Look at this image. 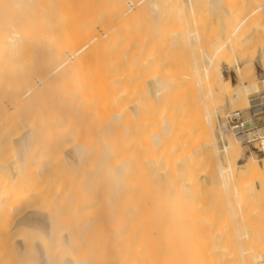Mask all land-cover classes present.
Masks as SVG:
<instances>
[{"label": "bare ground", "instance_id": "1", "mask_svg": "<svg viewBox=\"0 0 264 264\" xmlns=\"http://www.w3.org/2000/svg\"><path fill=\"white\" fill-rule=\"evenodd\" d=\"M202 5L245 12L232 28L236 34L250 14L254 27L264 21V0H0V264L21 263L36 248L41 264H203L205 249L217 255L214 264H243L244 247L223 240L250 239L238 227V214L264 216V178L256 185L245 176L252 165L264 171V161L248 157L238 163L241 135L229 138L225 117L228 108L233 112L239 103L254 101L245 86L264 80V51L261 76L243 57L252 44L223 49L220 41L205 51L196 26L187 25V16ZM177 42L198 44L192 68V50L177 49ZM222 49L223 55L241 53L233 80L220 71ZM169 52L174 58L168 59ZM229 58L223 61L230 64ZM33 96L42 103L31 109ZM64 148L73 159L99 148L93 161L103 152L107 163L105 186L94 162L82 182L89 180L91 197L101 201L102 216L92 214L94 207L86 229L83 221L68 228L57 217L63 209L64 218L76 211L75 182L63 174L71 164L66 153L62 157ZM60 155L64 164L56 167ZM207 182L216 196L208 191L210 203L207 188L201 191ZM13 184L18 190L10 195ZM103 191L116 196L117 203L109 198L114 209L108 207L112 201L102 203L108 201ZM102 210L112 211L111 228L103 232L92 227L107 217ZM34 218H43L48 230ZM201 219L198 250L200 238L191 225ZM254 238L256 262L264 259V233ZM235 252L239 262L231 258Z\"/></svg>", "mask_w": 264, "mask_h": 264}, {"label": "rangeland", "instance_id": "2", "mask_svg": "<svg viewBox=\"0 0 264 264\" xmlns=\"http://www.w3.org/2000/svg\"><path fill=\"white\" fill-rule=\"evenodd\" d=\"M174 2V1H173ZM170 3H171V1H170ZM171 6V5H170ZM169 6V8H171ZM174 6H175V4H174ZM174 6H173V3H172V7L173 8H171V9H174ZM204 7H205V5H204ZM202 8V9H201ZM200 9V10H199ZM194 11V10H193ZM195 11H197L196 12V14H195V12H194V14L191 16V14H189L188 16H187V18L188 19H190V20H188V22H187V25L189 24V25H194L193 27H195L194 29H196V32L199 34V37L201 38H199V41H198V44L201 46V44H203V46L205 47L204 49H205V51H207V49H208V51L210 52L211 50L210 49H213L212 48V46L213 47H216V44H214L213 45V43H217V42H219L220 43V41L222 42V43H220V44H223L224 45V47L222 46V48L223 49H228V48H226L225 46H231V45H233V46H236V47H238V46H243V45H245L244 47L246 48V45L248 44V46L249 45H251V46H249V47H247V50L250 52V53H248L247 54V50L246 49H243V51L245 52H243L244 54H243V57L244 58H248L249 57V59H251L252 60V63H253V65H254V67H255V71H256V73H258V75H262L263 74V66H261L262 65V59H261V57H259L261 54H260V52L261 53H263V51H264V27L262 28V26L264 25V21L263 20H261L260 22H262L263 24H262V26H261V23H260V28H256V27H254V26H256V23H254V21H256V20H254L255 19V17H254V19H250L251 18V14L249 15V16H246L247 18H244V24L242 23L241 25H240V27H238L239 29H238V33L236 34V32L235 31H233L234 30V27L236 26V19H238L239 17L240 18H243L244 16H243V14L245 13H240V14H242V15H240V14H237L236 13V15H235V13H232V12H229V13H227V12H225L224 10H222V12H221V10H212V9H210V8H208V7H206V8H204L203 9V5L202 6H200L197 10L195 9ZM204 13H203V12ZM217 11V12H216ZM219 11V12H218ZM247 11H249L248 9H247ZM225 12V13H224ZM200 13H201V17H203V18H201L200 17ZM203 13V14H202ZM220 13V14H219ZM254 13V12H253ZM210 15V16H209ZM240 15V16H239ZM254 15V14H253ZM253 15H252V17H253ZM195 16V17H194ZM234 16V18H235V20L234 21H232L234 18H232L231 19V21H232V24H231V22L229 21V19L231 18V17H233ZM238 16V17H237ZM241 16H243V17H241ZM194 18V19H191V18ZM199 17H200V19H199ZM237 17V18H236ZM198 19L197 21H196V19ZM209 18H210V20H209ZM257 18V17H256ZM225 19V20H224ZM245 19L246 20H248V22H246L245 21ZM250 19V20H249ZM258 19H259V17H258ZM260 19H263L262 17H260ZM193 20V21H192ZM210 21V23H209V21ZM224 20V21H223ZM229 21L230 22V24L228 25V23H227V25H226V23L224 24V22L225 21ZM209 23V25L210 26H208L207 24ZM252 23V24H251ZM257 23H259V21H257ZM215 24V25H214ZM247 24H249V25H247ZM206 25V26H205ZM226 25V26H225ZM198 26V27H197ZM242 26H243V29H242ZM245 27V28H244ZM208 28V29H207ZM227 28V29H226ZM229 28V29H228ZM232 28H233V30H232ZM241 28V29H240ZM263 30H262V29ZM231 29V30H230ZM256 29V30H255ZM237 30V29H236ZM241 30V32L239 33V31ZM252 30H255L256 32H257V34H258V36L256 35V32H254L253 33V31ZM205 31V32H204ZM225 31V32H224ZM263 31V32H262ZM234 34V36H233V34ZM235 32V33H234ZM253 33V35H252V33ZM227 33V34H226ZM244 33V34H243ZM208 34V35H207ZM225 34V35H224ZM232 34V35H231ZM247 35V37H246V35ZM203 35H204V37H203ZM236 35H237V37H236ZM252 35V38H254V40H252L251 38H250V36ZM255 35L257 36V37H255ZM228 36H229V39H228ZM245 38H244V37ZM260 36V37H259ZM242 37H243V39H242ZM202 38H203V40H202ZM237 38V39H236ZM239 38V39H238ZM259 38V39H258ZM263 38V39H262ZM205 39V40H204ZM218 39V40H217ZM243 41H242V40ZM246 39V40H245ZM260 39H262V40H260ZM201 40V41H200ZM228 40H229V42H228ZM237 40V41H236ZM250 40V41H249ZM252 40V41H251ZM259 41V42H257V41ZM261 41H262V43H261ZM202 42V43H201ZM235 42V43H234ZM242 42V43H241ZM247 42V43H246ZM253 42H255V43H257V44H255L254 43V45H253ZM177 43H180V42H177ZM189 44V46L187 45V47H185V46H183V43H180L179 44V46L178 45H176V48L177 49H182V48H184L185 47V49H190V50H192V51H190L189 49L187 50V51H190L189 53V59H190V63H189V66L192 68V64H193V62H192V58H191V52H193V51H197V49H198V47H197V45L198 44H195V42H188ZM197 43V42H196ZM204 43H205V45H204ZM244 43V44H243ZM261 43V44H260ZM218 44V43H217ZM237 44V45H236ZM258 44H260V45H258ZM193 45V46H192ZM210 46V47H209ZM194 47V48H193ZM255 47V48H254ZM259 47V48H258ZM249 48V49H248ZM252 48V49H251ZM215 49V48H214ZM223 49L219 52L220 53V55H218L219 56V58L221 59V60H219L220 61V64H219V67H220V71H221V73L223 74V76H225V77H229L231 80H233V77H234V72H233V69H234V66H235V63H236V60H238V56L241 54H239V55H237V53H238V51H236V53L234 52V51H231L230 52V50H226V51H228V52H226L225 53V55H223ZM253 50H254V52H253ZM260 50V51H259ZM171 52V51H170ZM170 52L169 53H167L166 54V56L168 57L169 55L168 54H170ZM224 52H225V50H224ZM252 52H253V54H252ZM258 52V53H257ZM172 53V52H171ZM236 54V55H235ZM258 54V55H257ZM191 55V56H190ZM225 57V59L227 58H229L231 61H230V64L229 63H225V61H223L224 60V57ZM233 55V56H232ZM257 55V56H256ZM170 56H172V57H170ZM169 57H168V59H170V58H174V56H173V54L172 55H170ZM221 56V57H220ZM229 56V57H228ZM251 56V57H250ZM166 57V58H167ZM193 57V56H192ZM237 58V59H236ZM194 59H196L197 60V56L195 55L194 56ZM235 61V62H234ZM231 63H232V65H231ZM234 63V64H233ZM237 63H239V64H241V62H240V60H238L237 61ZM165 67V66H164ZM233 67V68H232ZM190 68V69H191ZM164 70H165V68H163ZM192 73V72H191ZM190 82V85L192 84V81H189ZM192 86H193V84H192ZM190 87V86H189ZM245 91H246V96H248L249 98H251V99H254V103L252 102L251 103V105L250 106H245V105H241V103H239V109H238V111L240 112V117L238 118V120H233V119H230L231 118V110L232 109H230V108H228L229 110H228V115L225 117V121H226V124H227V127H228V136H229V138H232V137H234V136H236V135H241V137H240V143H241V156L239 157V159H238V163L239 164H242L248 157H251V158H255L256 160H257V162L259 163V164H263V161H264V80L262 81V80H259L258 82H257V84H256V86H252V85H247V86H245ZM170 93V92H169ZM258 99V100H257ZM24 100H26V99H24V98H22L21 99V103L24 101ZM42 103V99L40 98V96H33L32 98H31V106H32V108L31 109H33L36 105H39V104H41ZM241 106V107H240ZM230 111V112H229ZM220 115V114H219ZM216 116H218V112L216 113ZM230 116V117H229ZM227 118V119H226ZM218 120H220V122H221V118L219 119V117H218ZM242 122V124H243V129L242 130H238V132H236V131H234V128H233V124L235 123V122ZM219 121H218V123H220ZM88 126V125H87ZM87 126H86V124H85V128L88 130V128H87ZM89 127V126H88ZM85 129V130H86ZM248 132V134L249 135H246V134H243V133H247ZM88 141H90V139L88 140L87 139V144H89L88 143ZM94 142V141H93ZM95 142H97V144L96 143H94V144H96L97 146H95L96 147V149H97V147H98V145H99V143H98V141H95ZM225 143H226V141H224ZM58 142H57V140H55V142H54V146L57 144ZM91 143H92V141H91ZM219 144H221V142H219ZM90 145V144H89ZM92 145V144H91ZM101 146V145H100ZM90 147H94V145L93 146H90ZM65 149V148H64ZM64 149H62V152L61 153H63V155H62V157H64L65 155V157H68V158H71L70 157V153L68 152V150H66L65 149V151H64ZM95 149V151L93 150V152L90 154V155H87V154H84L81 158H75V159H73V158H71L70 159V162H71V164L70 165H67V167L65 166V168H63V166H62V168H63V171H64V176H66V178H69V180H73V182H75V184H73V185H71V190H72V203H73V205H74V210H76V211H73L74 213H70V211H69V213L67 212L66 214H68L69 215V217H66V218H64V216H65V213L63 212L65 209H63V213H64V216H61V214H63L61 211H58V213H57V217H58V219H62L65 223H63L62 225H65L66 227H68V228H70V227H74L75 225H76V223L79 221V223H82V221L84 222V225H83V227H82V224H81V226H80V224L79 223H77V225L75 226L76 228L78 227V226H80V227H82L83 229H86V227H88L87 225H90L91 223H89V221H88V217L90 216V212H93L94 211V207H96V210H97V213L95 212H93L92 214H98V211H99V213H100V210H101V208L99 207L100 205H98L99 204V201L97 200V199H95V197L94 198H92L91 197V186H90V183H89V180H87L86 182H85V184H83L82 182H83V180L84 179H86L87 177H88V171H89V169H91L90 167H92V165H93V162H94V167H92V169H94L95 171H97V173H98V171L99 172H101V173H98L99 174V179H100V181H99V183H100V185L102 186V184L101 183H104V186H105V184H107V180H106V178L107 177H105L108 173H106V172H108V170L105 168L107 165V163L104 161V159H103V152H102V150L100 151V152H102V153H100V154H98V155H100V156H97L96 157V159H94L95 161H93V158H92V156L91 155H93V153L94 152H98V150H100L99 148H98V150H96ZM67 151V152H66ZM66 153V154H65ZM58 155H59V152L57 153ZM57 154H56V156H57ZM65 154V155H64ZM95 154V153H94ZM97 154V153H96ZM55 156V157H56ZM62 157H61V155H60V157H57L54 161V163H55V166L57 167V166H61L62 164H64L63 163V161H62ZM99 165V166H98ZM102 169H101V168ZM99 168V169H98ZM56 169V168H55ZM106 169V170H105ZM109 169V168H108ZM58 170H60V169H58ZM247 174V175H246ZM246 174H245V176H246V179H247V177L249 178L248 180L249 181H254L255 182V184L257 185L259 182H263V181H261V180H263V179H261V178H264V171L261 169V168H256L254 165H252V166H250V169H247V172H246ZM105 175V176H104ZM102 178V179H101ZM106 181V183H105V181ZM257 180H259V182H256ZM248 181V182H249ZM22 182V181H21ZM19 183V182H18ZM205 185V186H204ZM209 185V186H208ZM18 185L17 184H13L12 186H11V189H10V191L9 192H11V194L10 195H13L15 192H16V190H18V187H17ZM21 186H22V184H21ZM35 186V185H34ZM84 186V187H83ZM210 187L211 185H210V183H206V184H202V186H201V191L202 192H204L205 191V189L204 188H207V187ZM103 188H106V187H103ZM211 188V187H210ZM209 188V189H210ZM208 188L206 189L207 191L206 192H204L205 194H207V195H205V198H206V201H207V203H210V201H209V199H210V197H209V193H211L212 195H211V198H213L212 196H213V194H214V196H215V191H214V189L212 188L211 190H209ZM208 191H209V193H208ZM64 192V191H63ZM105 194V198H103V199H108V201L106 200V201H103L102 200V203L103 202H105L104 204H107V203H109V201H110V197H114L113 199L115 200H113V199H111V204L109 203V208H111V209H114V207L112 208V206L114 205V203H113V201L114 202H116V196H113L112 194V196H110V197H108L107 195V193H105L104 191L102 192V196ZM107 194V195H106ZM108 198H107V197ZM104 197V196H103ZM208 197H209V199H208ZM216 197V196H215ZM214 197V199H212V203H215L216 201H217V198H215ZM98 198V197H97ZM100 198H102V197H100ZM242 198V197H241ZM243 200V199H242ZM101 202V201H100ZM117 202H118V200H117ZM116 202V203H117ZM112 203H113V205H112ZM104 204L102 205L104 208H105V206H107V205H105L104 206ZM110 205H112V206H110ZM93 207V208H92ZM107 207V210H106V213H107V211H110L109 210V208ZM103 208V209H104ZM93 209V210H92ZM92 210V211H91ZM194 210H196V209H194ZM259 210H262L263 212H264V205L263 206H261L260 208H259ZM103 212H104V216H106L107 214L105 213V210H102ZM59 212H61V213H59ZM66 212V211H65ZM112 212V211H111ZM111 212L107 215V217H105V218H102V217H100V220H98V221H96V222H94L93 223V226L92 227H94V229L96 228H98L101 232H103V231H105L106 229H110L111 227H108V226H110V223H108V222H111L112 220H111V217H112V215H110L111 214ZM196 213V212H195ZM70 214H71V216H70ZM102 214V213H101ZM101 214H99L100 216H102ZM113 214V213H112ZM115 214V213H114ZM89 215V216H88ZM95 215V216H96ZM99 215H97V216H99ZM239 215V216H238ZM237 215V217H236V219H237V222H238V227H239V229H241V231L243 230V231H246L247 232V235H248V237H250V239L248 240V239H241V241L240 242H238V243H236L235 241H234V239L231 237V235H228L227 236V238H225L223 241L224 242H229L230 244H233V247H235L236 246V249L237 248H239V245H242V248L243 249H245L248 253V256H247V254H246V252L244 253V254H239V257H241L242 258V260H243V264H259V263H261V264H264V263H262L263 262V260L264 259H262V260H260V261H256V262H254L255 260L253 259V260H251L252 258V256H254L255 255V253H252V249L251 248H253V243H256L255 242V238H254V242H253V240H252V236L253 237H256V236H258L259 234H261V233H264V216H262V217H255L254 215H252L253 217H251L250 215V217L251 218H249V219H246L247 217H249L248 215L246 216V214H244V215H242V216H240V214H238ZM67 216V215H66ZM198 216H200V214L198 215ZM116 217V216H115ZM193 217L195 218V216H194V212H193ZM197 217V216H196ZM64 218V219H63ZM69 218V219H68ZM242 218H244V219H242ZM109 219L111 220V221H109ZM197 219V218H196ZM199 219V218H198ZM221 219H227L226 217H222ZM221 219H220V221L218 222L219 224H222L223 223V221H221ZM35 222H37V223H40V222H42L44 219L43 218H38V219H36V218H34L33 219ZM114 220H116V218L114 219ZM118 221V220H117ZM117 221H114V222H116L117 223V225H118V222ZM194 221V220H193ZM193 221L191 222V223H193ZM196 221V220H195ZM200 221V224H197L198 225V227H197V225H196V223L198 222H196L195 223V225L196 226H193V224L191 225L192 227H195V229L196 228H198L199 229V231H197V229L195 230L194 228H192L191 227V229L193 230V233H191L192 235L194 234V232H195V235H197V237H198V239L199 240H197L196 239V241H197V246H198V250L200 249L201 250V243L199 244V241H201L202 239H201V236L199 237L198 236V234H202V232H203V223H202V219L201 220H199ZM44 222H45V220H44ZM113 222V223H114ZM43 223V222H42ZM47 223H43V226L45 227L44 228V230H48V227H46L47 225H46ZM107 224H109V225H107ZM117 225H115V226H117ZM112 226H114V225H112ZM201 226V227H200ZM79 227V228H80ZM81 228V229H82ZM89 228V227H88ZM87 228V229H88ZM97 229V230H98ZM98 230V231H99ZM197 231V232H196ZM82 232V233H81ZM92 232H94V231H92ZM200 232V233H199ZM80 233L81 234H83V231H80ZM196 233H198V234H196ZM73 234H78V232H74ZM86 234H87V231H86ZM200 234V235H201ZM194 236V235H193ZM260 237V236H259ZM258 237V238H259ZM196 238V237H195ZM256 240H258V239H256ZM258 242H259V240H258ZM257 242V243H258ZM256 243V245H258ZM200 245V246H199ZM255 245V244H254ZM200 247V248H199ZM246 247H248L249 249H250V251H249V249L247 250L246 249ZM235 249V248H234ZM235 249V250H236ZM239 249H241V248H239ZM258 250V249H257ZM40 253H41V251H40V249H38V248H36V252L35 253H30V254H28L25 258H24V260L20 263V262H15V263H13V264H41L42 263V260H41V257H40ZM203 254H202V256H204V263L203 264H208L210 261H212L211 262V264H214L213 263V260L216 258V254H214L213 252H211L210 250H208V249H205L203 252H202ZM238 253L239 252H235L233 255H232V259H235V261H238V259H239V257H238ZM251 254V255H250ZM253 254V255H252ZM243 255H245V256H243ZM245 257V258H244ZM246 258L247 259H249V260H247V262H246ZM264 258V257H263ZM245 260V261H244ZM234 261V262H235ZM239 262V261H238ZM237 263V262H236ZM176 264H186V261H184V260H181L180 262H178V263H176Z\"/></svg>", "mask_w": 264, "mask_h": 264}, {"label": "built area", "instance_id": "3", "mask_svg": "<svg viewBox=\"0 0 264 264\" xmlns=\"http://www.w3.org/2000/svg\"><path fill=\"white\" fill-rule=\"evenodd\" d=\"M240 117V112L238 110L231 112V118L233 120H238V118ZM232 126H235L234 131L238 132V130H242L243 129V124L242 122H235ZM237 126V127H236ZM246 135H249L248 132L247 133H243Z\"/></svg>", "mask_w": 264, "mask_h": 264}]
</instances>
